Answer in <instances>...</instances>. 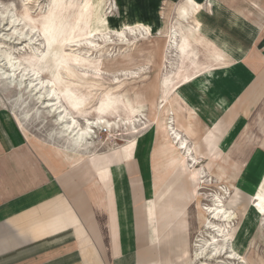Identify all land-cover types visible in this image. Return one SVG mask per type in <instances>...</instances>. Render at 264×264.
<instances>
[{
    "label": "crops",
    "instance_id": "crops-1",
    "mask_svg": "<svg viewBox=\"0 0 264 264\" xmlns=\"http://www.w3.org/2000/svg\"><path fill=\"white\" fill-rule=\"evenodd\" d=\"M197 1L198 8L189 3L182 16L189 19L195 10L198 28L188 23L180 43L194 55L189 60L179 46L181 64L162 73L159 96L151 99L156 113L146 130L131 134L127 142L136 144L120 169L86 173L85 164L71 165L56 154L54 142L21 128L0 93V264H190L193 238L204 224L195 208L196 178L203 172L218 188L237 190L243 212L238 197L228 208L249 218L257 185L264 189V0H246L249 10L227 0ZM198 29L211 48L197 37ZM194 44L210 49V61L201 62ZM188 65L192 78L186 80ZM161 102L164 118L157 110ZM122 108L134 116L133 108ZM72 110L87 118L95 112L93 120L110 116ZM174 132L192 157L173 146ZM189 206L196 221H177Z\"/></svg>",
    "mask_w": 264,
    "mask_h": 264
},
{
    "label": "rangeland",
    "instance_id": "rangeland-1",
    "mask_svg": "<svg viewBox=\"0 0 264 264\" xmlns=\"http://www.w3.org/2000/svg\"><path fill=\"white\" fill-rule=\"evenodd\" d=\"M227 1L235 5L233 7L236 9L241 7L244 10H249L246 0ZM198 2L197 0H133L131 3H134L133 5L141 11L138 17L134 10L135 6L131 7L125 0H104L102 8L100 0H0V15L5 13L8 8L18 19L17 25L13 29L8 30V22H5L0 28V51L13 53L24 65L28 62L41 68L43 73L40 80H49L55 75H59L63 79L60 78L61 91L66 101L69 98L67 103L71 104L70 106H78L84 111L88 109L104 110L110 113L107 120L111 122H114L118 113L126 118L121 104L127 109H132L133 105L131 106L130 101L135 102L134 107L140 110L139 122L136 127L139 133H142L145 130L142 127L143 124L148 119L151 120L152 115L156 113L151 99L154 96H159V82L165 67L167 66V70H170L181 64L177 53H179L182 36L189 34L188 23H193L198 28L196 26L198 14H194L195 10L190 11L192 15L189 16V19H185L182 16V9H186L189 3H193L198 8ZM101 13L109 22L112 20L120 24V29L110 26L103 31L91 33L93 26H97V14ZM254 15H256L255 12ZM151 25L153 30H151ZM31 28L36 29L32 31L30 39L19 40L18 34L14 35L15 31H19L18 33L23 30L28 32ZM171 30H174L177 35L178 46L172 50L173 57L169 58L171 60L169 62L166 55L167 41ZM197 33V37L205 43L204 35L199 33V29ZM8 36L13 39L8 40ZM18 41L23 45L20 46ZM28 43L30 46L25 48L24 45ZM205 44L211 48L208 42ZM193 46L199 52L203 64L210 61V49L196 44ZM214 49L223 55H230L229 50ZM34 50L39 57L44 56L36 60L32 55ZM169 70L168 73L164 72V75H168ZM0 93L6 97L9 109L20 117H23L24 113L29 110L33 111L29 119H22L31 136L48 138L49 142H54L61 147L65 146L64 138L58 134V127L53 123L57 117L56 113L48 116L47 109H41L30 92L23 88L20 90L11 88L4 80H0ZM70 99L75 100L70 101ZM67 103L62 99L60 106L76 119L80 127H84L86 117L75 114ZM95 116L96 114L92 113L88 118L93 120ZM162 117L164 118V116ZM118 123V126L111 128L103 124L93 129L90 152L109 154L111 150L120 149L126 145L131 138V127L124 122ZM124 124L125 126H123ZM174 151L179 156L178 150ZM178 169L184 173L188 172L186 164L183 168L179 164ZM223 185L227 184L223 183ZM226 189L224 186L218 188L216 184H213L201 192L210 195L223 194L228 200L235 197V201L238 197L240 200L237 205L239 204L240 211L244 206L241 194L237 192L236 195L235 191L234 194L230 193V190L227 189L228 194L226 195ZM202 199L203 197H200L199 201ZM249 202L253 210L248 208V219L238 213V216H233L226 224L227 234L230 235L229 239H232L231 243L245 261L241 259L228 260L227 255H223L208 260L207 263L203 259L204 263L264 264V223L261 222L264 199L256 201L252 198ZM191 206L178 215L176 220L178 221ZM232 206H235V203ZM241 211L243 212V210ZM254 213L259 221L254 218ZM177 221L168 224L164 233L162 232L163 235ZM230 221L235 224L233 225ZM199 231L205 234L199 233V236L211 239L205 226L200 225ZM216 245H221V243L218 242Z\"/></svg>",
    "mask_w": 264,
    "mask_h": 264
},
{
    "label": "bare ground",
    "instance_id": "bare-ground-1",
    "mask_svg": "<svg viewBox=\"0 0 264 264\" xmlns=\"http://www.w3.org/2000/svg\"><path fill=\"white\" fill-rule=\"evenodd\" d=\"M125 1L131 7L135 6V5H133L134 3H131L133 0L132 1L131 0H125ZM103 4H104V0H100V7L101 8H102ZM134 10L137 12L136 15L139 17L141 11L137 8V6H135ZM5 22H8V30L13 29V27L16 26L17 22H18V19L14 16L12 11L9 10L8 8L5 11V13L0 15V28L4 25ZM108 22L109 21L106 19L105 15H102V13L97 14V17H96L97 26H93V30L91 33H94L96 31H103L105 29L110 28V26L114 27V28H118V29H120V27H121L120 24H117V23L113 22L112 20H111V22H109V23ZM141 26H143V25H141ZM35 29L36 28H31V30H28V32L23 30L20 33H18L19 31L18 32L15 31L14 35L18 34L19 40L20 39H28L30 37L32 31H34ZM176 37H177V35H176L175 31L171 30V35L169 36V39L167 41V44H168L167 48L168 49H167V55H166V58H167V60H169V62L171 61L169 58L173 57L171 55L173 52L172 50L176 46H178ZM8 38H9L8 40H10L11 38L13 39V37H11V36H8ZM17 43L20 46L23 45V43H21L19 41ZM179 45L181 48L182 55L186 58H189V60H191L192 56L194 55V50H192V49L188 50L186 42H183L182 44H179ZM27 46H30V44L28 43V44L24 45L25 48ZM37 54H36V51L34 50L32 55L36 60H39L44 56V55H42L41 57H39ZM191 69H192L191 65H188L185 68V70L183 72H185L186 75L184 76L183 79L188 80V79L192 78V76L188 75L190 73ZM164 72L168 73L167 66L165 67ZM42 73H43V70L39 67H36V65H33V63L27 62L24 65L21 61H19L14 56L13 53H11L9 51H0V80L6 81L7 85L11 88H17L19 90L23 88L25 91L30 92V94H32V96L35 98L37 105H39L41 109L43 108V110L47 109L46 114L48 116H51L52 113L57 114V117L54 119L53 123L58 127L57 128L58 134H60V136H62V138H64V140H65V146L59 147L57 145V147H55V152L57 155L66 156V158L70 161L71 165H77V166H75L76 168H81L82 165L85 164L86 167L84 168V170L86 173H88V171L96 172L105 166H111V165H113L119 169L122 168L121 166H122V164H124L123 159L128 158L131 155V153H132L131 150L134 149L136 141H131L130 143L127 142L125 146H123L122 148H120L118 150L116 149V151H114L111 154H96V155L90 156L89 153H87V152L90 150V147L92 145L90 140H91V136L93 134V129L95 127H99L103 124H105L106 126L108 124L118 126V124H119L118 122H120V123L124 122L126 125L129 124V126L131 127L132 131L130 132V134H138L139 130H137L136 124L139 122L138 114L140 113V110L134 109L135 108L134 105L136 103L130 101L131 106L133 105L132 106L133 109L131 110L132 112L130 113V115H134V116H126V118L119 116L120 118L118 119V121L116 120L117 118H115L114 122H111V121L106 120L104 118H102V119L99 118L97 120H90L86 116L78 115L81 117H86L85 118V120H86L85 126L80 127L79 124L77 123L76 119L71 117L70 114L66 110H63L62 106H60L62 99L65 101V103L69 102V98L66 101L64 99V95L61 91V87H60V78L61 77L59 75H55L52 79L40 80L41 79L40 76L42 75ZM48 86H50V87H48ZM5 99H6V97H5ZM72 100L73 99H70V101H72ZM67 105L70 107V110L73 111L72 107L70 106L71 104L67 103ZM88 110H90V109H88ZM157 110H160L161 114L165 115L164 103L162 104V102H161V105L158 106ZM32 112L33 111L29 110L28 112L24 113L23 117H20L17 113L14 112V114H15V116H16V118H17V120H18V122H19V124L23 130L25 129V127H24V122L22 119L23 118L26 120L29 119ZM76 112H78V111H76ZM70 117H71V119L68 120V118H70ZM47 119H48V117H47ZM160 120H162V117L159 118V121ZM149 121H150V119H148L147 122L145 121L146 123H144L142 126L145 130L147 128L146 124H148ZM161 122H166V120H162ZM161 122H160V126H162V127L168 126L167 123H164L162 125ZM125 124L123 126H125ZM57 130H56V132H57ZM163 130H165V129H163ZM50 136H51V134H50ZM173 136H174V142H172L173 146L178 148V149L183 148L186 151V155L192 157L190 155L191 150H190V148H187V144H186V142L183 141L181 135L177 132H174ZM47 139H46V141H47ZM168 139H170V138H168ZM170 140H172V139H170ZM68 160H66V161H68ZM193 160H194L195 164H198L199 160H195V159H193ZM196 181H198L197 182L198 195H200L201 198L203 197V199L199 201L200 197H197V202L195 203V208H196V210L199 209L200 212L202 213V215H203L202 218L204 221L203 226H205V230H207V234L209 236H211V239H209V238L206 239V236H204V237L199 236V233L203 234V232H200V231H198L195 234V236L193 238L192 245H191L190 264H197V263L198 264H206L208 260L219 258L223 255H227L228 260L241 259L242 261H245V259L243 257H240L239 254L236 252V250L234 249V247L232 246V243H231L232 239L230 240L229 239L230 235L227 234V228L228 227L226 224L228 223L229 219L233 216V214H235L234 210H232L233 212H231V210L228 207H229V205L232 206L235 203V197H231L228 200L226 197H224L223 194L215 193V194L210 195V194L201 192L202 190H204V189H206V188H208L214 184V179L206 176L204 174V172L202 173V177L199 175L196 178ZM235 192L237 195V190H235ZM225 193H226V195L228 194L227 189H226ZM253 195H254L253 198L256 199V201L257 200L260 201V199L261 200L264 199V189L262 188V186L260 184L257 185ZM205 200H206V202L204 203ZM227 202L229 203V205L227 204ZM181 210H179V211H181ZM175 213H176V211H175ZM207 214H208V218H207ZM185 216H188V218H189L188 221L193 223L196 221L195 218L197 216V211H195V210L193 211V210L189 209L180 219H182ZM261 222L264 223V209L262 210V214H261ZM203 235H205V234H203ZM218 242H220L221 245H216V243H218ZM203 259H205L206 263H204L202 261ZM243 263L245 264V262H243Z\"/></svg>",
    "mask_w": 264,
    "mask_h": 264
}]
</instances>
